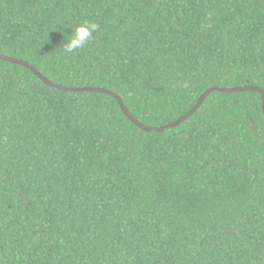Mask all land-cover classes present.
<instances>
[{
	"label": "trees",
	"instance_id": "trees-1",
	"mask_svg": "<svg viewBox=\"0 0 264 264\" xmlns=\"http://www.w3.org/2000/svg\"><path fill=\"white\" fill-rule=\"evenodd\" d=\"M0 55L163 127L264 90V0H0ZM0 264H264L261 95L144 133L0 61Z\"/></svg>",
	"mask_w": 264,
	"mask_h": 264
},
{
	"label": "water",
	"instance_id": "water-1",
	"mask_svg": "<svg viewBox=\"0 0 264 264\" xmlns=\"http://www.w3.org/2000/svg\"><path fill=\"white\" fill-rule=\"evenodd\" d=\"M0 60L9 62L11 64H16L18 66H21V67L29 69L40 81H42L46 86H48L50 88L57 89V90H60V91H65V92H76V93L77 92H81V90L66 89V88H62V87L53 85L52 83L47 81L45 78H43V76H41V74H39L33 67H30L29 65H27L25 63H22L20 61H16V60H13V59H7L6 57H2V56H0ZM87 91L88 92H93V93H102L103 92L104 94L110 95L112 98L114 97L115 99L118 100V102H120V100L117 97H115V95L107 93L105 91H100V90H95V89H89ZM214 92L224 93V94H236V93H244V92H257L262 97V109H263V115H264V90H262L261 88H258V87H254V86L236 87V88H232V89H220V88L209 89L208 91H206L200 97V99L198 100L196 106L193 107V109L189 113H187L185 116L181 117L175 123H172V124H170V125H168L166 127H162V128L146 127L143 124H141L140 122H138L123 106H121V109H122L123 114L130 120V122L132 124H134L142 132H144V133H151V132L163 133L165 130L176 128L179 125H181L183 122L187 121L191 116H193L198 111V109L201 107V105L203 104L205 99L210 94H212Z\"/></svg>",
	"mask_w": 264,
	"mask_h": 264
},
{
	"label": "clouds",
	"instance_id": "clouds-1",
	"mask_svg": "<svg viewBox=\"0 0 264 264\" xmlns=\"http://www.w3.org/2000/svg\"><path fill=\"white\" fill-rule=\"evenodd\" d=\"M99 30V25L97 24V23H94V22H89V21H87V20H85V21H83L82 23H80V24H78L75 28H74V30H72L71 31V35H66L65 37H67V39L65 40V38H64V43H63V50H64V52H66V53H73V52H75V51H77L78 49H83V48H85L87 45H88V43H89V41L91 40V39H93V34L95 33V32H97ZM0 56H2V57H6V56H3V55H0ZM7 58V57H6ZM7 59H11V58H7ZM13 60H16V59H13ZM1 61V60H0ZM16 61H20V60H16ZM3 62H6V61H3ZM20 62H22V63H25V62H23V61H20ZM6 63H9V62H6ZM11 64V63H10ZM25 64H27V63H25ZM12 65H16V64H12ZM28 65V64H27ZM18 66V65H17ZM21 67V66H20ZM30 67H32V66H30ZM24 68V67H23ZM25 69H27V68H25ZM35 69V68H34ZM29 70V69H28ZM36 70V69H35ZM37 71V70H36ZM38 72V71H37ZM39 73V72H38ZM42 76V75H41ZM39 80V79H38ZM40 81V80H39ZM42 82V81H41ZM43 83V82H42ZM51 83V82H50ZM44 84V83H43ZM45 85V84H44ZM54 85V84H53ZM46 86V85H45ZM185 87H187V84H185L184 85ZM48 87V86H47ZM244 87H247V86H244ZM255 87V86H254ZM50 88V87H49ZM63 88V87H62ZM215 88V87H214ZM234 88H236V87H234ZM53 89V88H52ZM66 89H72V90H81V92H77V93H83V92H86V93H93V92H88L87 90H89V89H95V90H100V91H105V92H107V93H110V94H113V95H115V97H117L119 100H120V102H118V100L117 99H115L114 97L112 98L110 95H108V94H104L103 92L102 93H94V94H104V95H107V96H109V97H111L114 101H116L118 104H119V106H120V110H121V112H122V109H121V106H123V103H122V100H121V98L117 95V94H115L114 92H111V91H109V90H104V89H101V88H99V87H88V88H82V87H80V88H66ZM212 89V88H211ZM232 89V88H231ZM57 90V89H56ZM208 91V90H207ZM65 92V91H64ZM72 93H76V92H72ZM214 93H216V92H214ZM213 94V93H212ZM224 94V93H223ZM211 95V94H210ZM202 96V95H201ZM200 96V97H201ZM200 97H199V99H200ZM198 99V100H199ZM198 100H197V102H198ZM206 100V99H205ZM197 102H196V104H197ZM204 103V102H203ZM196 104H195V106H196ZM194 106V107H195ZM202 106V105H201ZM124 107V106H123ZM125 108V107H124ZM126 109V108H125ZM193 109V108H192ZM191 109V110H192ZM200 109V108H199ZM127 110V109H126ZM190 110V111H191ZM128 111V110H127ZM190 111H188L187 113H189ZM129 112V111H128ZM130 113V112H129ZM186 113V114H187ZM122 114H123V112H122ZM131 114V113H130ZM186 114H184V115H182L181 117H183V116H185ZM124 115V114H123ZM132 115V114H131ZM125 116V115H124ZM133 116V115H132ZM126 117V116H125ZM134 117V116H133ZM180 117V118H181ZM192 117V116H191ZM190 117V118H191ZM127 118V117H126ZM135 118V117H134ZM179 118V119H180ZM189 118V119H190ZM128 119V118H127ZM136 119V118H135ZM179 119H177L176 121H178ZM129 120V119H128ZM137 120V119H136ZM130 121V120H129ZM138 121V120H137ZM175 121V122H176ZM139 122V121H138ZM175 122H173V123H175ZM186 122V121H185ZM185 122H183V123H185ZM141 123V122H140ZM182 123V124H183ZM142 124V123H141ZM170 124H172V123H170ZM170 124H168V125H170ZM181 124V125H182ZM168 125H166V126H168ZM145 126V125H144ZM166 126H163V127H166ZM180 126V125H179ZM178 126V127H179ZM146 127H149V126H146ZM150 128H162V127H150ZM177 128V127H176ZM174 129V128H173ZM168 130H170V129H168ZM165 131H167V130H165ZM164 131V132H165ZM152 133V132H151ZM155 133V132H154ZM159 134H161V133H159Z\"/></svg>",
	"mask_w": 264,
	"mask_h": 264
}]
</instances>
